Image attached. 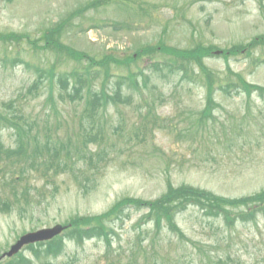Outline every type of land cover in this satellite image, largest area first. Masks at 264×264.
Wrapping results in <instances>:
<instances>
[{"label": "rangeland", "instance_id": "374dc122", "mask_svg": "<svg viewBox=\"0 0 264 264\" xmlns=\"http://www.w3.org/2000/svg\"><path fill=\"white\" fill-rule=\"evenodd\" d=\"M93 1L0 0V38L15 33L38 39L51 25ZM70 23L63 42L94 57L133 55L159 42L179 49L200 43L225 51L264 35V0L101 3ZM17 57L30 66L14 64L12 59ZM263 58L258 48L250 55L241 50L227 58L213 56L205 64L223 81L226 71H233L264 87V64L256 65ZM146 61L141 59L138 66L146 68ZM52 65L56 76L50 102L47 82L30 88L35 80L33 69ZM74 65L49 53L33 52L24 44L10 46L0 41L1 119L23 115L39 139H59L65 150L75 153L72 170L50 183L28 176L31 187H44L45 196L39 201L0 213V255L27 232L66 225L78 216L99 215L121 197L155 199L168 184L190 185L224 198L264 189V98L257 93L247 97L241 92L227 96L215 91L219 107L209 119L200 120L206 92L198 78L186 82L153 76L141 94L124 88V96L131 95V100H114L92 121L83 115L85 107L67 99L57 83L58 76ZM101 81H93L94 90L101 89ZM66 93H72L70 86ZM92 135L97 136L95 142L79 150ZM15 141L14 129L0 122L2 146L14 147ZM54 185L57 193L52 191ZM6 197L13 201L11 194ZM142 215V210L132 208L109 225L107 260L102 240L75 244L65 238L62 253L54 259L43 253L35 257L24 249L19 260L23 264H264V215L257 222H237L228 229L188 209L177 217L187 241L165 230L155 233L150 223L141 220Z\"/></svg>", "mask_w": 264, "mask_h": 264}, {"label": "trees", "instance_id": "16d2710c", "mask_svg": "<svg viewBox=\"0 0 264 264\" xmlns=\"http://www.w3.org/2000/svg\"><path fill=\"white\" fill-rule=\"evenodd\" d=\"M128 4L130 0H95L88 3L83 8L78 9L69 15L65 20L51 25L45 30L40 38L32 40L28 35L8 33L3 35L0 41L10 46L27 45V48L37 53H49L57 60L72 62L74 68L58 76L57 83L61 92H65V97L71 102L79 101L83 105V115L94 121L99 111L107 109L109 104H114L119 100H131L132 96H124L123 89L138 91L146 88L151 77L177 78L190 82L192 78H198L199 83L205 89L206 103L201 112L200 120L209 119L212 111L219 107L213 98L215 91L223 95L230 96L233 92H240L247 97L257 93L260 98H264V87L248 83L239 73L226 71L228 77L226 81L218 79L216 75L207 68L205 59L212 56L216 47L211 45L196 44L189 49H179L166 46L162 42L157 45H149L139 49L136 54L124 55L106 54L100 57L87 55V53L75 50L63 42V36L70 27V20L81 16L85 11L92 10L99 4ZM262 49L264 52V35L253 39L247 45L233 46L223 52L224 57L240 54L241 50H246L250 55L252 50ZM20 54L18 53L17 56ZM147 58L146 68L139 65L138 61ZM14 64L30 66L25 61L12 59ZM257 65L264 64V58L256 61ZM52 65L48 68L35 67L33 72L35 80L31 90L37 89L43 81L47 82L50 94L48 101L53 102L52 89L56 76L55 68ZM133 67V68H132ZM116 71L119 74H113ZM166 71V75H163ZM147 74V77L144 76ZM101 81V89L94 90L93 81ZM112 80L111 83L109 81ZM109 84L111 94L104 87ZM68 86L72 88V93H66ZM108 89V87H107ZM141 94V93H140ZM66 100V99H64ZM143 103L146 101L141 100ZM8 127L15 130L17 136V146L9 151L7 156L0 157V183L12 185L14 201L3 199L0 196V212H9L14 205H19L25 209L34 201H38L45 194L42 189H34L40 192L34 197L31 191L29 175L37 177L38 181L49 183L62 173L71 171L75 161V153L65 150V144L59 139L46 136L39 139L40 134L31 130V123H28L23 115H13L1 119ZM86 138V137H85ZM83 141V146L79 150L87 149L90 143H94L97 138ZM65 150V151H64ZM98 158L101 159V152ZM34 188V187H32ZM80 189L87 192L86 187ZM57 193V186L52 190ZM55 195V194H54ZM144 210L141 220L149 222L155 233L166 230L180 241H187L185 234L177 226V217L188 209L197 210L204 218L213 221H220L225 227L231 229L237 222H257L258 217L264 215V189L259 192L241 198H224L212 192L195 188L189 185L173 187L168 184L166 191L156 199L141 200L125 197L116 201L112 207L99 216L74 218L72 221L74 228L68 231L67 237L80 243L82 239H99L106 245L105 260L109 259L111 252L108 227L114 221L120 219L123 213L129 209ZM51 247V246H50ZM48 249L50 256H57L62 252L60 244L55 245V249ZM39 254V253H37Z\"/></svg>", "mask_w": 264, "mask_h": 264}, {"label": "water", "instance_id": "95a60500", "mask_svg": "<svg viewBox=\"0 0 264 264\" xmlns=\"http://www.w3.org/2000/svg\"><path fill=\"white\" fill-rule=\"evenodd\" d=\"M64 228L61 226H55L51 229H44L41 231L28 233L24 236H22L15 245H13L10 249V251L4 255L6 256H12L16 254L24 245L32 244L34 242L49 240L55 235L59 234Z\"/></svg>", "mask_w": 264, "mask_h": 264}]
</instances>
